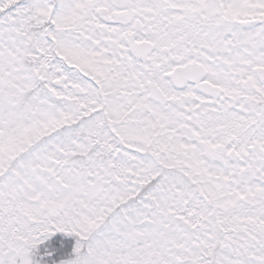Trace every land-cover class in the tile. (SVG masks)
<instances>
[{
  "label": "snow or ice",
  "instance_id": "1",
  "mask_svg": "<svg viewBox=\"0 0 264 264\" xmlns=\"http://www.w3.org/2000/svg\"><path fill=\"white\" fill-rule=\"evenodd\" d=\"M0 264H264V0H0Z\"/></svg>",
  "mask_w": 264,
  "mask_h": 264
}]
</instances>
